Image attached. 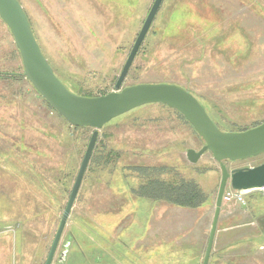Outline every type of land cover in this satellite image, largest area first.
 Instances as JSON below:
<instances>
[{"label": "rangeland", "instance_id": "374dc122", "mask_svg": "<svg viewBox=\"0 0 264 264\" xmlns=\"http://www.w3.org/2000/svg\"><path fill=\"white\" fill-rule=\"evenodd\" d=\"M19 1L54 71L78 94L77 87L113 90L154 2ZM181 7L191 10L189 27L195 34L190 43L174 45L167 42L166 33L179 26V19L173 18ZM206 23L217 25V34L228 33L229 46L215 48L214 31L202 29ZM199 36L207 45L196 41ZM245 38H251V52L229 60L227 53L239 46L246 52ZM17 49L0 17V73L7 75L0 77V264H45L93 128L74 129L51 110L24 78ZM163 78L192 89L214 119L213 113L239 127L263 122L264 0H163L123 86ZM61 133L72 136V141ZM203 144L191 124L163 103L135 108L101 128L98 156L111 145L121 158L111 170L95 162L88 167L52 264H160V201L148 209V199L133 194L131 187L140 180L130 167L174 166L176 172L198 180L216 206L222 176L219 162L210 151L196 163L187 158L188 148L200 149ZM263 160L264 153L226 164L232 169ZM247 201L244 206L231 205L234 210H248L250 204L264 209V191L251 190ZM141 203H146L144 208ZM75 236L79 246L69 241ZM93 247L94 259L88 256L82 261L80 251ZM178 260L172 256L170 264Z\"/></svg>", "mask_w": 264, "mask_h": 264}, {"label": "water", "instance_id": "95a60500", "mask_svg": "<svg viewBox=\"0 0 264 264\" xmlns=\"http://www.w3.org/2000/svg\"><path fill=\"white\" fill-rule=\"evenodd\" d=\"M162 3L163 0H154L113 90L101 95L87 96L73 92L58 77L41 49L21 2L0 0V17L14 36L27 79L71 125L93 128L45 264H52L54 261L100 129L115 117L145 104H166L182 113L194 127L204 144L200 149H187V158L191 163H196L206 151H210L220 164L222 176L202 264H209L225 190L228 187L244 190L264 188V162L232 169L226 164L229 160L247 159L264 153V121L245 130H223L214 122L200 100L183 85L172 82H140L123 86Z\"/></svg>", "mask_w": 264, "mask_h": 264}, {"label": "crops", "instance_id": "0c3cea01", "mask_svg": "<svg viewBox=\"0 0 264 264\" xmlns=\"http://www.w3.org/2000/svg\"><path fill=\"white\" fill-rule=\"evenodd\" d=\"M212 201L209 197L196 208L160 201V264L172 263V256L179 259L174 264L203 263L215 213ZM250 205L234 210L223 203L209 264H264V209Z\"/></svg>", "mask_w": 264, "mask_h": 264}, {"label": "trees", "instance_id": "16d2710c", "mask_svg": "<svg viewBox=\"0 0 264 264\" xmlns=\"http://www.w3.org/2000/svg\"><path fill=\"white\" fill-rule=\"evenodd\" d=\"M190 11L191 10H189L187 7H181V10H178L177 8L174 10L175 15H174L173 20L175 21V20L179 19L178 21H180V22H179V26L178 27H177V24L174 23V25L176 24V28L177 29L172 30L169 34L166 33V35L168 36V41H167L168 43H171V44H174V45L176 44L177 41H182V43H185L186 41H188L190 43L194 39L193 36H194L195 33H192L193 32L192 26L189 27V25H192L191 22L189 23L190 19L188 18V15L191 14ZM186 18H188V19H186ZM210 22L213 23L214 21L210 20ZM169 23L170 22L166 23L167 26L169 25ZM207 27H208V30H210V31L213 30L214 31V35H213L214 36L213 37L214 40H213V42H215V43H212V44H213V46L215 48H221L222 49L224 46L228 45V42H230V40H229L230 38L228 39V37L226 36L228 33L225 34L224 31L223 32L220 31L217 34L216 33V30L218 28L217 25H208V23H206V25L204 27H202V29L205 30ZM165 29H164V31H165ZM195 38H196V41L198 39H202L201 40V45H205V44L207 45V42H206L205 38H200V36L199 37H195ZM250 40H251V38H247L246 41H245V43H247L246 44L247 46L245 47V51L246 52H243V51L239 50V49H244V46H239L235 50H233L231 52H228L227 55H226L227 58L229 60L236 59L240 55H245L248 52L250 53L251 50H252V43H250ZM176 49L178 51L180 49V47H177ZM17 52L21 56L19 49H17ZM233 52H235L234 56H231V54ZM6 76H7L6 73H0V77H6ZM23 76H24V78H27L25 76V74H23ZM15 78L18 79V78H20V76L18 78L17 77H15ZM163 79L162 80H155V82L177 83V84L183 85L187 90L193 91L188 86H185L184 84H181V82H179V80H174V79H170L169 80L168 78H163ZM33 88H34L35 92H37L38 95L41 96V94L37 91V89L34 86H33ZM77 88L80 91V94L87 95V96H96V95H101V94H105V93L108 92L106 90L99 91V92H92L90 90H84L82 87H77ZM41 98H43V97L41 96ZM43 100L51 107L52 111H56V113L60 117L64 118L50 104L49 101H47L45 98H43ZM208 102H211V101H208ZM214 105H215V103H214ZM170 109H173L175 112H177V114H179L186 121H188L184 117V115L182 113H180L178 110H176L174 108H171V107H170ZM126 113H128V112H126ZM213 114L215 115V119L211 115L210 116L212 117L214 122L221 129H223V130H234V129H230V128L239 127L235 121L227 120V119L223 118L221 115H218V114H215V113H213ZM64 120L67 123H69V126L73 127L74 129H82V128H84V127L71 125L70 122L66 118H64ZM110 122L105 124L104 127L106 125H108ZM256 125H258V124H256ZM256 125H254V126H256ZM223 127H226V128L224 129ZM248 128H250V127L249 126H243V127H239V130H245V129H248ZM193 129H194V127H193ZM194 131H195V129H194ZM195 133H197V132L195 131ZM61 134L64 136V140H65V138H67L69 141H72V139H73L72 136H69V135L64 134V133H61ZM102 145L108 146L105 143L102 144ZM109 147H106L105 152H103V153L100 152V155L98 156L97 143H96V146H95V149H94V152H93L90 164H89V168H90V166L92 168V165L94 164L93 162L98 163V166H100L102 164V167H104V168L107 167V166H110V167H108L110 170L116 167L118 161L121 158V153L114 146L109 145ZM130 169L134 170L138 174V177H139V180H140L139 183H138V186H132L131 187L132 188L131 190H132L133 194L136 195V197L139 198V199L140 198L148 199V202L150 204L153 203V202H157V201H165V202H169V203L180 205V206H184V207L196 208V207L201 206L202 204L206 203L208 201V199H209V196L206 194V192L204 191V189L202 188V186H201V184L199 183L198 180H196L194 177L184 176V175H182V173L180 171L176 172V169H175L174 166H171V165L168 166L167 164H143V165L142 164H136V165H132V167H130ZM173 169H174V173L171 172V170H173ZM149 200H151V201H149ZM151 205H148L149 206L148 209L151 208ZM97 232H98V230L94 231V236H95V233H97ZM69 241H72V243L74 242V244L77 245V246L80 245V241H79V239L76 236L74 238L70 239ZM95 249L96 248L93 247V250L92 251H88V252L85 249H82L80 251V253L78 254V256H79L80 259L81 258L83 259L82 261H84L85 258L88 257V256L89 257H93V259H94ZM120 256L121 255H118V258H120ZM108 258L109 257H107V260L109 261L110 258L109 259ZM69 264H74V261H72V263H69ZM90 264H91V262H90Z\"/></svg>", "mask_w": 264, "mask_h": 264}, {"label": "built area", "instance_id": "2783aa9c", "mask_svg": "<svg viewBox=\"0 0 264 264\" xmlns=\"http://www.w3.org/2000/svg\"><path fill=\"white\" fill-rule=\"evenodd\" d=\"M264 191V188H261ZM254 190V189H253ZM251 192V190L244 189H233L228 187L223 195V203L232 204H246L247 203V195Z\"/></svg>", "mask_w": 264, "mask_h": 264}, {"label": "flooded vegetation", "instance_id": "af4514ba", "mask_svg": "<svg viewBox=\"0 0 264 264\" xmlns=\"http://www.w3.org/2000/svg\"><path fill=\"white\" fill-rule=\"evenodd\" d=\"M262 162H264V160H263ZM262 162H261V163H262ZM259 164H260V163H259Z\"/></svg>", "mask_w": 264, "mask_h": 264}]
</instances>
